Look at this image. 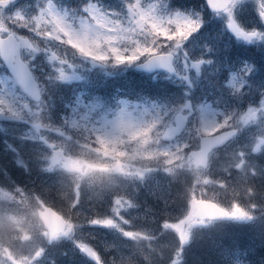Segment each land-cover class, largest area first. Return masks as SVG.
<instances>
[{
  "label": "snow or ice",
  "instance_id": "obj_1",
  "mask_svg": "<svg viewBox=\"0 0 264 264\" xmlns=\"http://www.w3.org/2000/svg\"><path fill=\"white\" fill-rule=\"evenodd\" d=\"M205 2L211 11L225 18L226 28L237 38L248 42L264 41V31L245 29L237 21L235 10L239 0ZM256 3L260 22L264 24V0H256ZM15 5L16 0H0V61L11 74L10 77L0 79V118L27 119L31 128L22 139L43 145L35 156L37 162L46 163V158L60 147L51 142L45 133H55L61 140L70 142L68 129L76 127H81L82 132H86L102 148H127L134 138L137 144L143 142L155 146L156 155L164 165L156 171L168 175L172 174L170 166L173 158L186 156L191 151L192 145L183 142L185 133L187 137H198V141H203L206 146L213 142L228 143L255 125L256 132L250 136L248 143L238 147L236 155L251 162L249 157L252 154L264 153V89H259L258 104L249 103L241 107L239 103L245 96V86L251 89L248 77L256 70L253 64L244 61L237 73L219 86L235 98L237 103L233 106H227L225 101L223 110L216 111L213 105L219 107L222 102L220 99L201 103L191 99L195 80L189 73L195 69L199 75L202 66L213 63L211 58H205L203 54L192 57L184 48L186 41L203 26L200 14L195 18L180 11L162 15L159 11L161 2L142 3V0H124L126 11L123 13L106 9L97 0H87L79 13L59 9L55 0H45L35 14H27ZM21 30L29 35H18ZM206 51L212 49L207 48ZM40 53L46 54L51 70L45 78L50 82L80 79L77 72L80 66L73 62L79 56L93 63L116 66L136 64L145 69H164L185 84L184 97L182 102L168 104L146 100L143 103H131L121 99L117 104L119 112L114 114L117 118L108 120L105 115L99 121L91 116L97 105L87 97H77L71 102L68 112L62 115V123L56 125L50 120L48 105L42 98L44 85L33 71L36 65L32 61ZM6 80L11 81L10 90ZM121 119L125 121V126L121 125ZM17 163L29 171L19 155ZM240 167L242 165H237V170ZM251 176L257 177L255 168ZM218 187L226 186L219 184ZM4 189L7 188L0 187V190ZM9 191L19 195L23 188L15 186ZM255 195V190L249 188V199ZM78 203L77 200L74 207ZM189 203L190 210L181 213L175 222L166 218L160 225V231L172 230L177 238L167 264H182L184 248L191 241L194 228L206 227L218 220L252 221L256 218L254 210L258 207L261 214H264V205L255 202L243 204L239 199H233L225 205L197 199L193 193ZM138 207L131 201L125 206L123 199L117 197L111 202L110 211L106 215L92 216L85 223L115 230L121 236L131 238L128 229L132 221L126 218L125 212ZM64 225L66 227L59 233L60 236L73 239L75 247L95 264H108L91 243L75 238L76 224L66 219ZM57 241L53 235L46 243ZM45 250L42 245L34 253L32 264H39Z\"/></svg>",
  "mask_w": 264,
  "mask_h": 264
},
{
  "label": "rangeland",
  "instance_id": "obj_2",
  "mask_svg": "<svg viewBox=\"0 0 264 264\" xmlns=\"http://www.w3.org/2000/svg\"><path fill=\"white\" fill-rule=\"evenodd\" d=\"M100 1L101 2H97L106 9H112L121 13L126 11L124 0ZM44 2L45 0H20L18 3H16L15 7L23 10L27 14H35L38 11V8L43 6ZM55 2L59 9L64 10L72 8L77 13L80 12L83 5L81 4L80 7H66L64 0H55ZM82 2H84V0ZM86 2L87 1H85V3ZM159 2L162 4V7L159 9L160 14L168 15L176 12L172 10L171 12L162 13L164 11V7H166L164 0H142V3ZM239 2L243 4L248 3L250 5H254L257 8L256 0H239ZM189 11L192 12L193 10ZM197 11L193 12L198 13ZM180 12L187 14L181 10ZM238 14L239 13L237 12L236 16H238ZM213 17L215 19L221 20L223 23V32H226L231 37H236L226 28L225 18L222 15L215 14ZM206 20L209 22L210 19L207 17ZM237 21L243 27L247 26V24L243 22V18L241 16L238 17ZM252 28L264 31V24H262L260 21L256 22V19L253 18L251 19V24L248 29ZM218 32L220 31L218 30ZM18 35L28 36L29 34L21 30L18 32ZM207 48H211L215 54L220 51L219 47H212V43L210 41L201 43V45L198 46L199 51H196L194 47L190 48L192 57H200L203 54L205 58H211L213 60L212 64L202 66L199 75L196 74L195 69H192L189 73L195 80V84L191 92V99L195 103H201L205 100L212 102L220 99L222 101L221 105L219 107L213 105V107L216 111H222L223 105L225 106L224 98L227 97L229 93L222 91L219 86L229 79L231 75L236 74L238 69L243 66L244 61H247L250 64H253V62L245 59V50L243 51V49L235 47L234 51L236 54V60L232 61L227 66H224V61L222 58L219 57L216 63L215 59L211 57V51H206ZM73 62L80 66L77 69L80 79L50 82L45 78L47 73L51 70L46 54L40 53L36 56L35 60L32 61V63L36 65V68L33 70L34 74L36 77L40 76V81L43 83L44 88L47 89L46 93L47 91L48 93L49 91L52 92L56 84H67L68 86L72 87V97L65 96L64 93L60 96V98L62 100L64 99V102L67 104V106L63 107V110H61L62 106H58L57 103H53V106H49L48 104V116L52 123L56 125H60L62 123V115H65V113L68 112L71 102L77 97H87L91 102L97 105L95 112L91 114V116L97 121L101 120L105 115L107 116L108 120L116 119L117 117L114 114L119 112L117 104L121 99H127L131 103H143L146 100L159 104H168L182 102L184 97L186 88L185 84L181 83L175 75H171L169 76V81L171 82V85L169 84V90L171 91H166V95H163V97H123L119 98L116 104L110 105L104 100H101V98L96 97L95 94V96H90L91 91L86 89H90L91 86L89 85L90 82H92V79H88V77H90V75L96 69L100 70L101 73L104 72L105 74H109L112 71H115L117 68L124 70L128 66L130 68L133 67L134 64L116 66L110 63H93L91 60H87L79 56H76ZM214 65L217 66H215L213 69ZM3 70L4 69L0 66V79L10 77ZM254 72H256V70ZM156 73L157 72H155V74ZM203 73L206 75L207 83L205 85L202 76ZM87 79L89 81H87ZM248 82L251 85V89L249 90L248 86L246 85L244 91L250 92L251 95L249 96L246 104H244V101L241 99V107H246L249 103L254 105L258 104V100L260 98L259 89H264V83L261 82L260 79L256 81L253 80L250 83V79L248 78ZM5 83L8 84L10 90L11 81L6 80ZM164 98L167 99L164 100ZM45 100L46 98L44 101ZM234 104L236 103H227V106L230 107ZM128 111L131 112L132 109L129 108ZM44 122H47V120ZM120 123L122 126H125V121L123 119H121ZM157 123H159V121H157ZM0 124V137L5 139V144H2V150L0 151V159L5 158L7 154H9L11 159L17 161L18 155L21 158L18 149L21 150L22 147L23 149H27L29 152L32 151V154L29 153L30 156L25 162L28 168H31V165L36 163L42 170V177H40L41 182L50 181L51 178H54L53 182L56 183L58 190L64 189L74 192L73 197H71V204H76L77 200L79 201V203L75 206L78 209L76 214L71 216L74 218L70 219V215H66L67 220H71L74 224H76L75 238L87 240L96 248V250L106 246L109 240L110 244L105 247L106 252L107 249H109V251H112L110 253L111 258L124 261L125 264H128L131 258L129 253L133 252H127L125 245L116 243V235L121 236L119 232L105 227L90 226L85 223L86 221L83 222V218H86L88 215V210L84 209L83 211L79 206L82 200H86V202L90 201L92 204L97 203L100 205L102 204V200L107 197L106 209L108 213L110 211L111 202L117 197L122 198L125 202V206H127L128 201H131L132 203L137 202V199L139 201L142 195L141 191H143L148 196L154 198L153 200H156L158 205L161 203V207H163L164 211L167 209V212H170V207L168 205H170L172 201L165 198L167 193H169L168 179L170 177H174V175L180 171V169H184L188 173H192L193 178L200 180V183L203 184V187H199L200 193L197 198H209L216 200L217 202H227L226 200L228 198L230 199V196L233 194L236 195L237 192H232V189H237L238 180H244L247 175L251 174L253 168H255V171L257 172V177L262 176L261 174L264 173L262 168L255 161L257 157H254V155L256 156L257 154H252L251 165H249L247 161L238 158L236 155L238 147L248 143L250 136L256 132L255 125L242 131L237 137L234 138L233 141L229 142L222 148L214 150L210 155L208 167H210L212 164H215L217 169L229 176L226 181L223 179L221 181L219 180V174L215 177L210 175L211 172L209 173V171H211V168H203L194 161L191 151L197 148L198 137H187V133H185L186 137L183 142L190 143L192 145L191 151H189L186 156L181 155L178 159L175 157L173 158V163L170 166L172 173L171 175L165 174L163 171H156L157 168L162 169L164 165L162 159L156 155L157 149L155 146H150L143 142L137 144L135 142V138L129 142V147H134L133 151L128 154H122L121 151H119L120 146L115 148L110 146L102 148L100 145L95 143L92 138L88 139L86 137H82L83 134L88 135L86 132H81L80 134L73 132L75 129H81V127L68 129V134L71 136L70 142L61 140L55 133H45V135L55 134L53 138L55 139V144L59 145L60 147L58 148H62L65 153L64 158L58 161V164L55 165L54 169L51 171L52 173L49 174L46 166L50 163V157L46 158V163H39L35 159L37 151L42 149L43 145H41L39 142L30 140V145L35 144L36 146L34 147L33 145L30 147L29 144L27 145L25 143L27 139H22V137H24L31 128V125L27 122V119H15L11 123L0 121ZM176 135H180V133H176ZM13 149H15V151H13ZM101 149H104L103 152ZM260 155H262V153H260ZM260 159L264 161V156H262ZM237 165H242V167L237 170ZM22 167L24 168V166ZM232 167H234V169ZM230 169L231 171L233 170V176H230ZM206 176L209 178L207 179ZM219 184H224L226 187H218ZM15 186H20L17 181L13 180L9 175L0 174V187L7 188L0 190V200L4 203H7V205L11 207L10 210L3 209L0 211V264H32L34 253H37V250L53 235L56 236L57 240L60 238L66 239V241H69L73 244V247H75L73 239H70V237H62L59 234H50L44 229L40 220L38 219L36 215V209L38 207H42L45 204H49L50 201L46 203L45 200L47 197H45L44 194H35L27 190L20 192L19 196L23 198L14 197L12 194L13 192L9 190ZM40 191L41 190H39V192ZM66 192L68 193V191ZM64 195L66 194L63 192L61 193V196H58L59 198H52L51 200L53 202H57L59 199L63 200L62 197H65ZM160 196H164V200L157 199L158 197L161 198ZM64 200L65 201H63L62 204H66V199ZM163 202L165 204H163ZM87 208H91V205L87 206ZM187 210H190V205L184 212ZM80 212L82 214H80ZM135 214L142 216L143 210L139 209L138 211L136 208H132L131 210H126L125 212L126 218L130 220L134 219ZM78 216L80 218L77 220ZM179 216H181V214H178L177 217ZM80 225H82L81 228ZM137 231V236H135L133 231H129L131 233V238H125L122 236V240H126L132 248H148L147 250H149L148 245L150 242L142 240L141 238L144 236V234L148 233V235H150L151 233L147 228H143L141 224L137 226ZM76 249L78 252L77 259L80 263H95L91 258L81 253L78 248ZM132 251H136L139 254V251L136 249ZM100 255L105 261H107V253L106 255L100 253ZM149 256L150 255L148 254L146 257ZM42 259L48 264H53L51 263L52 254L50 250H45V255L40 258L39 264H43L41 261Z\"/></svg>",
  "mask_w": 264,
  "mask_h": 264
},
{
  "label": "trees",
  "instance_id": "obj_3",
  "mask_svg": "<svg viewBox=\"0 0 264 264\" xmlns=\"http://www.w3.org/2000/svg\"><path fill=\"white\" fill-rule=\"evenodd\" d=\"M66 7H80L81 4H85L83 0H64ZM101 2L100 0H97ZM166 7H164L165 12H171L173 8L179 10H194L195 8H202L206 12L205 7L203 6L202 0H164ZM72 9V8H71ZM74 10V9H72ZM207 31H210L205 36V41H212V47H219V53L214 56L217 63L219 57L224 61V66H227L232 61L236 60V54L234 51L235 47L241 48L242 45L234 41L225 40L224 35L221 38L214 36V29L211 30V27ZM201 42H193L192 46H199ZM259 49L264 50V44ZM247 49V48H246ZM257 52V51H256ZM262 53V51H261ZM251 60L253 65L256 68V72H253L248 78L250 83L254 80L260 79L264 83V54L258 55L256 57L252 56ZM215 64V63H214ZM214 65L213 69L215 68ZM204 74V73H203ZM203 81L204 85L207 83L206 75L204 74ZM89 79H92L90 82L91 95L103 99L107 104H116L119 98H149V97H163L166 95V91L169 90V84L171 85L169 75L166 76L163 72L155 73H144L135 71L132 67H126L124 70L116 69L109 74L101 73L100 70L96 69L90 75ZM87 81H89L87 79ZM168 81V82H167ZM175 87V86H174ZM72 87L67 84L55 85L53 91L49 93V106H53V103H57L58 106H64L67 104L60 98L61 94L64 93L65 96H73ZM87 90V89H86ZM160 91V92H158ZM95 94V95H94ZM250 92H245V96L242 98L244 104H246ZM209 96V95H207ZM70 97V98H71ZM157 97V98H158ZM116 98V101H115ZM140 98V99H141ZM168 98V97H167ZM167 98H164L167 99ZM228 103H237L235 98L230 94L224 98ZM63 101V102H62ZM240 105L241 102L239 101ZM242 106V105H241ZM224 107V105H223ZM223 110V108H222ZM66 114V113H65ZM73 132L80 134L81 129H75ZM82 137L90 138L88 135H82ZM2 144H5L2 139L0 140V151L2 150ZM35 144H32V147ZM134 147L124 148L120 146L119 151L122 154H128L133 151ZM104 149H101L103 151ZM18 152L21 158L26 161V159L32 154V151L29 152L27 149L21 148L18 149ZM106 152V151H105ZM107 153V152H106ZM264 156L257 154L254 157H257L255 160L257 164L264 171V161L260 159ZM249 160L252 161V155L249 157ZM251 165V162H248ZM0 174L9 175L13 180L17 181L23 190L31 191L35 194H44L47 197L46 203L57 209L59 212L64 215H70V219H73V214H76L77 208L74 207V203L71 204V197H73L74 192L71 190H58L56 183L53 182L54 178H48L50 181L41 182L40 177H42V170L38 167L36 163L31 165V168H28L29 171H25V168L22 165L18 164L16 160L11 159V156L7 154L5 158L0 159ZM211 168V169H210ZM234 169V167H232ZM180 169V168H179ZM212 177H215L219 174V180L226 181L229 176L224 174L221 170L217 169L215 164H212L208 167ZM230 171V176H233V170ZM52 173L49 171V174ZM182 173V174H181ZM31 175L30 183H25L29 176ZM262 176L253 178L251 174L247 175L244 180H238L237 189L233 188L232 192H237L236 195L230 196L226 201H221V204H229L233 199H239L241 203L248 204L255 202L257 205H264V173ZM208 179L209 177L206 176ZM169 193L165 196L167 200H171V204L168 205L170 212L163 210L161 203L159 205L156 203L154 198L148 196L143 191H141V198L137 199V202H133L136 205H139V208L136 210H143V215L135 214L134 219L131 220L132 224L128 231H133L135 236H137V226L142 225L143 228H147L151 233L150 235L144 234L141 238L150 242L149 250L148 248H132L130 244L125 240H122V236H117L116 243L125 245L127 252L131 255L128 264H167V258L171 254V251L177 243V238L172 230H161L160 225L163 223L164 219H169L175 222L178 214L183 213L186 208L190 205L189 201L195 194V198L199 195V187H203V184L200 183V180L194 179L192 173H188L184 169H180L174 177L168 179ZM249 188H253L256 192V195L249 199L247 196V191ZM39 190H41L39 192ZM68 191V193L66 192ZM65 193V197H62L63 200L59 199L57 202H53L52 198H59L61 193ZM14 197H21L12 193ZM27 194V193H26ZM54 195V196H52ZM140 196V195H137ZM164 200V196H160ZM23 198V197H21ZM66 199V204H62ZM68 199V200H67ZM61 203V204H60ZM163 204H165L163 202ZM91 208H87L90 206ZM167 205V204H166ZM82 210H88V215L86 218H83V222L92 216H103L107 214V197L102 200V204L94 203L86 200H82L79 205ZM3 209L10 210L11 207L0 200V211ZM80 214H82L80 212ZM255 219L252 221H235V220H218L206 227H197L193 229V235L191 241L185 246L183 253L182 264H264V214H261V210L258 207L254 210ZM80 218L79 216L77 217ZM78 223V222H77ZM59 241L52 244H43L46 250H50L52 254V262L54 264H82L77 259V249L73 247V244L66 239L60 238ZM110 244L108 240L107 245ZM106 245V246H107ZM98 248L99 253L106 255L108 264H125L124 261H119L118 259L111 258L109 249ZM71 247V248H70ZM138 250L139 254L136 251ZM149 257H146L147 255ZM45 255V253H44ZM43 264H48L41 260Z\"/></svg>",
  "mask_w": 264,
  "mask_h": 264
},
{
  "label": "water",
  "instance_id": "obj_4",
  "mask_svg": "<svg viewBox=\"0 0 264 264\" xmlns=\"http://www.w3.org/2000/svg\"><path fill=\"white\" fill-rule=\"evenodd\" d=\"M207 5V4H206ZM208 7V5H207ZM209 8V7H208ZM137 70H142L145 72H153L156 70H164V69H145L142 67H139L135 64L134 66ZM8 69V68H7ZM9 71V70H8ZM225 143L217 144L215 142L204 145L203 141H199V147L191 151V155L194 157L196 162L198 164H202L203 166H206L208 162V155L209 153L218 147L223 146ZM63 151L61 149H56L50 159V165L48 168L50 169L58 160H60L63 157ZM197 199H203L206 201H215L208 198H197ZM217 202V201H216ZM38 218L42 222L45 229L53 232V233H59L62 231V229L65 228L64 221L66 220L63 215H61L58 211H56L52 206L50 205H44L37 209L36 211Z\"/></svg>",
  "mask_w": 264,
  "mask_h": 264
},
{
  "label": "flooded vegetation",
  "instance_id": "obj_5",
  "mask_svg": "<svg viewBox=\"0 0 264 264\" xmlns=\"http://www.w3.org/2000/svg\"><path fill=\"white\" fill-rule=\"evenodd\" d=\"M18 1H19V0H17L16 2H18ZM247 4H248V3H247ZM248 5H250V4H248ZM254 8H255V6L252 5V6H248L247 9H248L249 11L252 12V11L254 10ZM254 51H255V41L249 42L248 48L246 49V52H245V59L251 61V57L254 56ZM0 66L4 69L3 71H4L5 73L8 74L7 69L5 68V66H4V64L2 63V61H0ZM8 75H9V74H8ZM9 76H10V75H9ZM17 91H19L18 88H17ZM47 105H48V104H47ZM14 120H15V119H9V118H6V117H4V118H0V121H4L5 123H11V122L14 121ZM0 125H1V124H0ZM46 135L50 137V141H51V142L55 143V142H54L55 139H53L55 134H46ZM1 139H2V138L0 137V140H1ZM2 141L5 142V139H2ZM26 144H27V145L29 144V146H30V140H29V139H27Z\"/></svg>",
  "mask_w": 264,
  "mask_h": 264
},
{
  "label": "bare ground",
  "instance_id": "obj_6",
  "mask_svg": "<svg viewBox=\"0 0 264 264\" xmlns=\"http://www.w3.org/2000/svg\"><path fill=\"white\" fill-rule=\"evenodd\" d=\"M30 181H31V175L29 176V178L27 179L25 183H30Z\"/></svg>",
  "mask_w": 264,
  "mask_h": 264
}]
</instances>
